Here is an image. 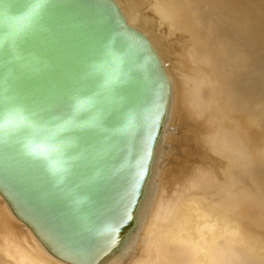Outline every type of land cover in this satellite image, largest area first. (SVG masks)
<instances>
[{
	"label": "bare ground",
	"instance_id": "bare-ground-1",
	"mask_svg": "<svg viewBox=\"0 0 264 264\" xmlns=\"http://www.w3.org/2000/svg\"><path fill=\"white\" fill-rule=\"evenodd\" d=\"M88 1L140 51L150 100L85 248L0 178V264H264V0L148 2L168 30L189 34V63H180L199 73L192 68L186 92L154 18L134 0ZM182 89L186 103L214 105L218 122L205 143L209 170L192 177L168 164Z\"/></svg>",
	"mask_w": 264,
	"mask_h": 264
},
{
	"label": "water",
	"instance_id": "water-1",
	"mask_svg": "<svg viewBox=\"0 0 264 264\" xmlns=\"http://www.w3.org/2000/svg\"><path fill=\"white\" fill-rule=\"evenodd\" d=\"M13 27L21 32L15 45L0 47V116L8 117L0 178L85 248L114 194L153 81L138 48L95 2L0 0V36ZM77 96L95 101L97 119L60 131Z\"/></svg>",
	"mask_w": 264,
	"mask_h": 264
},
{
	"label": "rangeland",
	"instance_id": "rangeland-1",
	"mask_svg": "<svg viewBox=\"0 0 264 264\" xmlns=\"http://www.w3.org/2000/svg\"><path fill=\"white\" fill-rule=\"evenodd\" d=\"M149 1L151 2V0H144V1L143 0H134L131 3H132V6L135 7L137 9V11L143 17H145V16L147 18L152 17V19H153L154 16H151V14H153V13L151 10V6H149V5H151V3L150 4L148 3ZM151 31H152V33L154 32L153 35H156L158 37V39L161 41V43L164 45L168 58L171 60V62L173 64H176L175 68L179 64H181L180 67L178 66V68H181V69H179L180 71L178 72V69L177 68L176 69H177L178 75L182 79L181 85H184V86L186 85L184 87L185 90L182 89V91L184 90L186 92L187 88L191 84V80L188 77H191V79L194 78L195 76H197L196 73L199 71V70L197 71V69H199L198 67L195 70L194 65L193 66L191 65L192 63H190V64L186 63V62H188V52L187 51H189L188 47L190 44V38L188 39V36H187L188 33H185L184 34L185 36H184L183 35L184 32L170 31V30H168V24L165 21L157 19L156 17L152 21ZM156 32H159L160 34H158V33L156 34ZM161 36H162V38H161ZM184 47H185V49H184ZM183 54H185L186 56ZM179 57H180V59H179ZM181 58H184L183 60L186 59V62L183 61V62H185V67H187L189 65H191V66H189L187 68L182 67L183 62L180 63ZM183 68L185 70H183ZM188 68H189V70H188ZM192 68H194V70L196 72L195 76H194V70ZM186 70L189 72H192L193 74L188 73ZM181 73H182V75H181ZM183 80H185V82H183ZM184 91L181 92L182 97L180 96V100L182 99L180 101L182 113L180 114V117H179L180 119L178 120V123H177L179 125L178 134H177V138H175L172 141L171 150H170L171 153H170V158L168 159V164L170 165L172 173H174L176 175L183 176V177H192L193 175L195 176V174H200V173L202 174V173H205L204 171L207 172V170H209V167L207 165V164H209V161L207 159H205V158L210 157V155L208 154L209 148L206 151V146L208 145V142H207L208 137L207 136H210L209 134H211L212 131L215 129V127L218 126V124H217L218 122L215 123L216 117H215V120H214V118L212 119V117L215 115V114H212L213 112H215V110L213 111V108L215 107L214 105H213L214 107L213 106L211 107L212 110H210V108H209L211 106L210 103L205 104L206 105L205 106L203 104L204 102L202 103L199 100L200 104H198L199 102L197 103L198 99H196V98L194 100L192 99L193 101L191 100V102L186 103V101H185L186 97H185ZM197 104L200 105V107ZM203 105H204V107H203ZM194 106L196 108H198L200 113L197 109H195ZM189 108L191 109V111L189 110ZM203 110H204V112H203ZM196 114L198 116H196ZM211 121H213V123H211ZM214 132H215V130H214ZM255 132L256 131H254L253 133H255ZM206 142H207V145L205 144ZM182 146H183V148H182ZM178 150H179V152H178ZM206 154H208V155H206ZM204 156H205V158L202 162V159ZM204 161L206 164H204ZM178 168H180V169H178ZM197 168H198V170H196ZM261 232H263V231H261ZM262 236H264V233H262ZM262 238L264 239V237H262Z\"/></svg>",
	"mask_w": 264,
	"mask_h": 264
},
{
	"label": "clouds",
	"instance_id": "clouds-1",
	"mask_svg": "<svg viewBox=\"0 0 264 264\" xmlns=\"http://www.w3.org/2000/svg\"><path fill=\"white\" fill-rule=\"evenodd\" d=\"M33 5L30 4L25 14L31 11ZM39 11L37 10L32 14L31 20L35 21L38 16ZM21 35L20 31H17L13 27L12 31L7 36H0V47H13ZM106 79L112 85H115L117 80L112 79L109 74H105ZM95 101L91 97L87 96H77L73 98L72 101V112L68 120H66L61 126L60 131H64L69 125H78V126H90L94 119H97L94 112ZM7 116H0V132L5 130V122L7 121Z\"/></svg>",
	"mask_w": 264,
	"mask_h": 264
}]
</instances>
